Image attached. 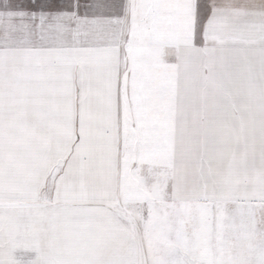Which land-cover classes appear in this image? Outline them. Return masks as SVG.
I'll list each match as a JSON object with an SVG mask.
<instances>
[{
	"label": "snow or ice",
	"instance_id": "1",
	"mask_svg": "<svg viewBox=\"0 0 264 264\" xmlns=\"http://www.w3.org/2000/svg\"><path fill=\"white\" fill-rule=\"evenodd\" d=\"M0 264H264V0H0Z\"/></svg>",
	"mask_w": 264,
	"mask_h": 264
},
{
	"label": "crops",
	"instance_id": "2",
	"mask_svg": "<svg viewBox=\"0 0 264 264\" xmlns=\"http://www.w3.org/2000/svg\"><path fill=\"white\" fill-rule=\"evenodd\" d=\"M81 2H82V3H84V2H85V0H81ZM87 2H91V0H87Z\"/></svg>",
	"mask_w": 264,
	"mask_h": 264
},
{
	"label": "rangeland",
	"instance_id": "3",
	"mask_svg": "<svg viewBox=\"0 0 264 264\" xmlns=\"http://www.w3.org/2000/svg\"><path fill=\"white\" fill-rule=\"evenodd\" d=\"M22 2H24V3H27V2H28V0H22Z\"/></svg>",
	"mask_w": 264,
	"mask_h": 264
}]
</instances>
